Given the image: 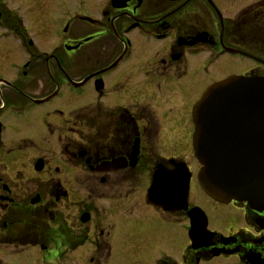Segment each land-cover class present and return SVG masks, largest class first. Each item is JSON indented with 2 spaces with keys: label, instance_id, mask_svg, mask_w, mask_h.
Masks as SVG:
<instances>
[{
  "label": "flooded vegetation",
  "instance_id": "flooded-vegetation-1",
  "mask_svg": "<svg viewBox=\"0 0 264 264\" xmlns=\"http://www.w3.org/2000/svg\"><path fill=\"white\" fill-rule=\"evenodd\" d=\"M19 2L0 0V64L12 71L0 66V147L11 114L38 109L65 162L36 155L38 176L22 183L0 162V264L32 247L45 264H264V208L208 195L197 204L192 141L193 107L209 85L264 75V0ZM65 89L78 90L68 118L48 106ZM157 170L190 172L187 208L146 201ZM31 180L45 192L26 195ZM194 206L207 215L197 243Z\"/></svg>",
  "mask_w": 264,
  "mask_h": 264
},
{
  "label": "water",
  "instance_id": "water-1",
  "mask_svg": "<svg viewBox=\"0 0 264 264\" xmlns=\"http://www.w3.org/2000/svg\"><path fill=\"white\" fill-rule=\"evenodd\" d=\"M193 118L204 190L220 201L236 199L264 208V76L230 75L213 83L195 104ZM165 181L159 172L155 174L148 201L168 206L158 196L163 193L159 189L169 187ZM182 188L176 190L181 202L186 200L187 184ZM199 209L192 217L195 242L205 224Z\"/></svg>",
  "mask_w": 264,
  "mask_h": 264
},
{
  "label": "rangeland",
  "instance_id": "rangeland-1",
  "mask_svg": "<svg viewBox=\"0 0 264 264\" xmlns=\"http://www.w3.org/2000/svg\"><path fill=\"white\" fill-rule=\"evenodd\" d=\"M3 1L7 2L9 5H22V2L19 1H25V0H3ZM41 43H43V41H41ZM8 62L9 61L7 60L6 66H3L1 64L0 66H1V70H3L2 72L6 73L7 76L10 77L12 76V71L9 68H7ZM50 80L51 79H49V81ZM77 91L78 90L65 89L64 97L59 98L56 102L53 103V105L51 104L48 105L49 108L51 107L60 108L62 111L65 112V117L68 118L67 117L68 113L72 112L79 105L78 99L74 98L75 97L74 94ZM67 93L70 94L68 98H67ZM82 104L83 103L81 102L80 105ZM36 111H38V109L33 111L30 116L28 114L26 115V114L13 112L11 114L12 121L10 122L9 131L4 134V137L10 142V145L7 148L0 147V162L2 163L7 162L11 166L16 167L18 169V170L16 169L13 173L15 174V177L19 182L23 181L26 177H28V174L30 173L32 176H36V175L38 176L39 172H37L35 169H31V166L29 165V162H31L33 157L36 155L47 154L48 157H50L51 159L54 158V161L61 167L62 165L60 161L65 162V159L63 158V154H62L63 139L60 141L59 137L52 135L50 133V130H47L44 127L43 119L38 114L37 115L35 114ZM30 140L32 141L34 140V141L32 142ZM9 150H11L12 154L7 155V151ZM13 150L16 153H13ZM148 183L145 182L144 179L142 180V185H143L142 188H144V190L145 188H147ZM26 185H28L27 191L25 192L26 195H29L34 188L41 189L43 193L46 190V187H44L45 185L43 186L42 184H39L38 181L36 180H31V182L27 183ZM136 186H139V182L137 183ZM199 190L200 191L198 192H194L193 196L197 200L196 203L203 206L204 204L201 201L202 200L204 201V196L206 195L201 191L200 188ZM130 200L137 201L138 197L134 196ZM207 213L210 217V221L212 222L215 215H217V212L207 211ZM177 229L181 239H184L186 232V225L182 224L180 227H177ZM4 256L6 259H8V262H11L13 264H45V262L41 263L42 256L40 255V249L36 247H32L28 251L23 250L16 252L14 255H12L11 251H9L8 253H5ZM131 262L132 259H129L127 257L125 263H131ZM219 262L223 264L228 263L227 259H220Z\"/></svg>",
  "mask_w": 264,
  "mask_h": 264
}]
</instances>
